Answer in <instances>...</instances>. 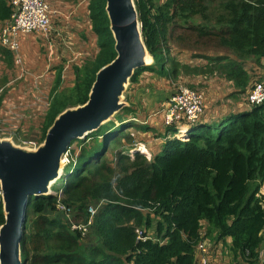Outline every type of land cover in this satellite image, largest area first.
I'll return each mask as SVG.
<instances>
[{
    "label": "trees",
    "instance_id": "1",
    "mask_svg": "<svg viewBox=\"0 0 264 264\" xmlns=\"http://www.w3.org/2000/svg\"><path fill=\"white\" fill-rule=\"evenodd\" d=\"M136 3L144 39L156 63L137 69L133 83L146 71L163 77L210 73L233 83L231 96L247 94L254 79L244 60L260 64L264 57V0ZM87 9L99 50L94 58L73 66L72 88L62 89L59 72L41 141L59 112L87 101L97 71L116 57L106 0H88ZM12 13L10 2L0 0V24ZM196 16L205 22L196 23ZM174 41L191 48L211 47L221 54H200L196 57L206 63L190 65L172 56ZM0 53L11 67L12 52L0 48ZM1 101L0 97V106ZM133 113L131 104L87 138L77 140L91 141V147L62 177L60 196H31L21 241L23 264H197L195 249L203 236L211 242L231 237L233 260L259 264L264 241L260 194L264 102L231 112L217 122L201 116L184 139L175 138L174 126H166L164 148L151 159L138 150L130 153L132 135L125 128L156 131L132 120ZM111 145L116 149L109 157ZM90 205L97 206V211L88 232L74 230L72 221H87ZM4 221L0 188V225ZM151 228L155 238H138V229L149 233Z\"/></svg>",
    "mask_w": 264,
    "mask_h": 264
},
{
    "label": "rangeland",
    "instance_id": "2",
    "mask_svg": "<svg viewBox=\"0 0 264 264\" xmlns=\"http://www.w3.org/2000/svg\"><path fill=\"white\" fill-rule=\"evenodd\" d=\"M48 2L57 10V16L62 15L64 18L63 20L68 21L72 25L67 27V29L72 27L71 31L66 35H63V38L60 41H57L56 44L54 43L55 47L53 46L51 48V50L54 51V55H58V62L64 66V71L62 72V89L72 88L75 82L73 66L77 63H83L88 59L94 58L99 50L97 36L93 33L89 22V13L86 7L88 5V0H84L82 5H85V7L80 12L78 10L80 4L78 1L75 2V0H67L64 6L56 5L54 0H48ZM204 20L205 19L202 16L195 17L196 23H204ZM53 24H55V22ZM50 34L51 33L49 32L46 35L48 36ZM35 51L37 52V49ZM219 52L220 51H217L214 48L202 45H197L196 48H191L190 46L180 42H172V56L177 60L190 65L206 63L205 59L196 57L200 54H221ZM3 60L5 61L3 55L0 54V96L3 98V108H0V134L12 135L21 143L28 142L32 144H39L44 127V116L48 106H50L51 101H53L51 87L54 81V71L49 69L46 73H42V71L35 72L33 79L29 82L26 80L27 73L25 74L26 68L23 64L24 62L21 55L17 58V62L15 61L16 65L14 64L13 69L8 67L6 65V61L4 62ZM19 62L23 63L20 64ZM54 63L57 62L54 61ZM244 63L254 81L264 80V57L262 58L260 64L251 58L244 60ZM165 64L167 67L172 66L171 61H167ZM49 65L51 66V64ZM7 68L11 69L10 72L12 73L13 78L10 72L9 75L6 73ZM155 75L150 72H143L139 82L133 83L129 89L128 101L131 104H134L133 106L135 108V112L141 116L142 122L154 127L156 131H141L139 128L135 127L125 128V132L132 135L133 142L130 145L135 147L139 145L140 148L148 150L144 151V153L149 159L160 153L164 148V142L167 138V136L164 135L167 126L165 124L166 114L164 113L165 111H162L166 106V103L163 106V103L166 101L164 97L167 92L170 94L172 90L174 91L176 84H184L204 92L207 99L204 102V108L207 111L214 108H222L223 105L227 103L229 98L234 99V102H231L232 107H236L237 102L242 103L240 108L231 110V112H237L240 109L246 110L250 107V104L247 101L246 93L236 95L235 97L231 96V94L224 95L225 93L231 92L232 84L229 83L226 78L219 77L218 75L210 73L201 75L181 73V75L176 77L173 75L171 77ZM36 76L37 78H42L33 83ZM144 87L148 88L147 92L150 90L152 93H156L159 96L157 99V105L155 104L151 108H146L145 102L142 106L132 102L134 99L135 88H137V92H143L145 95L144 100L145 98H148V93L146 94L143 91ZM72 94L73 92L65 93V95ZM161 98H164V100L161 101ZM142 99L143 97L140 98V101ZM31 102H33V105ZM210 102L211 104H209ZM6 103H9V107L11 108L10 111H6V109L9 108L8 106L6 107ZM12 105L14 106L12 107ZM208 105L210 106L208 107ZM207 111L202 115V117H207ZM144 118L146 119L144 120ZM117 120L118 119H116V121ZM188 134L189 131L185 137ZM175 138L184 139L182 134L175 135ZM121 139L124 143H126L125 138ZM90 144L91 141L83 144L77 140L72 143L68 150L67 158L69 164L66 166L65 172H67L68 169L71 170L72 167L73 169L76 167V163L79 161V158L84 156L86 154L85 151L90 149ZM111 147L112 148L107 152L109 157L112 156L114 150L116 149L114 145H111ZM138 151L143 152L141 150ZM63 185V178H61L53 187L54 189H57L54 190L56 194H60V190H58V188ZM260 194L264 200V189L261 190ZM92 206L97 209V206ZM149 212H151V216L156 220L157 218L153 212ZM64 215L68 220L69 217L66 214ZM149 234L153 238L156 237L154 228L149 229ZM209 241L212 246L213 244L210 239ZM235 262H237V264H247L242 259H237Z\"/></svg>",
    "mask_w": 264,
    "mask_h": 264
},
{
    "label": "water",
    "instance_id": "3",
    "mask_svg": "<svg viewBox=\"0 0 264 264\" xmlns=\"http://www.w3.org/2000/svg\"><path fill=\"white\" fill-rule=\"evenodd\" d=\"M116 57L102 66L87 101L66 106L39 144L0 134V264H23L21 241L31 196L53 194L65 175L64 155L74 140L87 138L129 107L128 91L139 68L155 65L146 45L136 0H106Z\"/></svg>",
    "mask_w": 264,
    "mask_h": 264
},
{
    "label": "built area",
    "instance_id": "4",
    "mask_svg": "<svg viewBox=\"0 0 264 264\" xmlns=\"http://www.w3.org/2000/svg\"><path fill=\"white\" fill-rule=\"evenodd\" d=\"M13 8V13L2 28L0 36L1 43L8 44L10 33L16 35L21 31L24 33H42L44 35L51 31L52 18L57 14V10L51 5L48 0H8ZM15 43H10V48H14ZM247 101L250 105H259L264 102V80L254 81L247 92ZM205 94L204 92L186 86L184 84H176L174 93L166 102L165 111L167 126H174L177 134L185 135L188 133L191 126L198 122L203 113ZM132 154V153H131ZM67 165L68 151L64 155ZM55 195L60 196V194ZM64 204L59 203L65 210ZM68 210V214L71 210ZM97 209L92 205L89 206V218L87 221L74 222L72 221V228L82 233H87L91 224L93 223V217L96 214ZM138 238L146 240L152 238L149 233H144L143 230L138 229ZM195 256L197 264H217L211 259L210 241L208 238H203L198 242L195 249Z\"/></svg>",
    "mask_w": 264,
    "mask_h": 264
},
{
    "label": "crops",
    "instance_id": "5",
    "mask_svg": "<svg viewBox=\"0 0 264 264\" xmlns=\"http://www.w3.org/2000/svg\"><path fill=\"white\" fill-rule=\"evenodd\" d=\"M54 1L56 2V5L64 6V4L67 0H54ZM76 1H78L80 4L79 9H78L80 12L85 7V5L84 6L82 5L84 0H75V2ZM87 11H88V9H87ZM60 17H62V18H60ZM63 19L64 18L62 15L57 16V14L52 18V26H51V31H50L51 34L48 36L44 35L42 33H38V32L24 33V32L19 31V32H17L16 35H13V36L10 33L8 44L1 43V39H0V48H5V49L9 50L10 52H12V54H13L11 69L14 68V64L16 65L15 61L17 62V58L19 57V55L22 56V59L24 62V63L23 62H19V63L20 64L23 63L25 65V68H26L25 74L27 73L26 80H28L29 82L33 79L35 72L42 71V73H44V72L46 73L49 69H51L52 71H54L53 72L54 73V75H53L54 81H53V85L51 87V89H52L53 86L55 85V82H56V79H57L59 72H61V74H62V72L64 71V66L58 62V55L57 54L54 55V51H52L51 48L53 46L55 47L56 42L60 41L63 38V35H66L72 29V27L67 29V27L72 26V25L68 21H65ZM54 22H55V24H53ZM4 24H5V22L3 24H0V36H2L1 33H2V28H3ZM58 29H60V30H58ZM10 43H15V46H14L15 49L10 48ZM36 49H37V52L35 51ZM5 61H6V59H5ZM54 61H56L57 63H54ZM83 63H77L75 65H78V64L81 65ZM7 64H8V62L6 61V65ZM49 64H51V66ZM11 69L7 68L6 73L8 75H9V72ZM73 71H74V69H73ZM10 74L13 78V75L11 72H10ZM19 74H20V72H19ZM41 78H37V76H36L33 83L39 81ZM229 83H231L232 87H233V83L231 81H229ZM232 87H231V92L225 93L224 95L231 94L235 90ZM143 91L146 94L148 93L147 94L148 98H145V100H144L145 95L143 94V92H137V88H135L134 89V99L132 100V102L137 103L139 106H142L143 103L145 102L146 108H151L153 105L158 104L157 99L159 98V96L156 93H152L150 90H149V92H147L148 88H146V87L143 88ZM172 92H173V90L170 92V94H169V92H167L166 96L164 97L166 99V101L163 103V106L165 105V103L170 98ZM0 97L2 98V96H0ZM141 97H143V99L140 101ZM164 98H161V101H163ZM2 100H3V98H2ZM206 100L207 99L205 96V101ZM231 102H234L233 98H229L227 100V103L225 105H223L222 108H219V109L214 108L210 111L205 110V112L206 111L208 112V115H207V117H203V118L208 122H213V121L217 122V121L221 120L223 117L229 115L231 113V110H236V108L241 107L242 103L237 102V106L232 107ZM31 103L33 105V102H31ZM1 104H2V107L0 106V108H3L2 101H1ZM209 104H211V102ZM5 105H6V107L7 106L9 107V103H6ZM132 105H134V104H132ZM13 106L14 105H12V107ZM209 106L210 105H208V107ZM48 108H49V106H48ZM133 108H134V106H133ZM10 109L11 108L9 107L8 109H6V111H10ZM134 110H135V108H134ZM240 110H242V109H240ZM131 116H132V120H135L137 123L142 124L143 126L147 125L144 122H142L141 116L139 114H136V112L131 114ZM145 119L146 118H144V120ZM139 127L140 126H138L136 128H139ZM138 147H139V145H137L136 147L131 146L129 149L130 153H133L134 151L139 150L140 147L139 148ZM142 153H144V152H142ZM263 183L264 182H262L260 192H261V190L264 189ZM263 205H264V203H263ZM204 223L206 224V222H204ZM263 236H264V231H263ZM231 241H232L231 237H226L225 241H223V240L212 241L213 245L210 247L212 261H214L217 264H237V262H235V260H233L232 253L229 249V245H230ZM258 263L259 264L264 263V241H263L262 247H261V259Z\"/></svg>",
    "mask_w": 264,
    "mask_h": 264
},
{
    "label": "bare ground",
    "instance_id": "6",
    "mask_svg": "<svg viewBox=\"0 0 264 264\" xmlns=\"http://www.w3.org/2000/svg\"><path fill=\"white\" fill-rule=\"evenodd\" d=\"M146 149H147V148H146ZM139 150H141V151H143V152H144V151H147V150H145V148H143V149H142V148H139ZM148 153H149V152H148ZM148 153H147V154H148Z\"/></svg>",
    "mask_w": 264,
    "mask_h": 264
},
{
    "label": "clouds",
    "instance_id": "7",
    "mask_svg": "<svg viewBox=\"0 0 264 264\" xmlns=\"http://www.w3.org/2000/svg\"><path fill=\"white\" fill-rule=\"evenodd\" d=\"M54 191V190H53ZM54 194V193H53Z\"/></svg>",
    "mask_w": 264,
    "mask_h": 264
}]
</instances>
